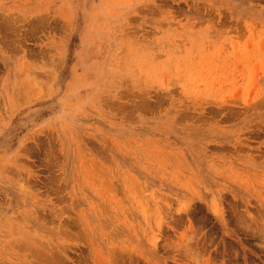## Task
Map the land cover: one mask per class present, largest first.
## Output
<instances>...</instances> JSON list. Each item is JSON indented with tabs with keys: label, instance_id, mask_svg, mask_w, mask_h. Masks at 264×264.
Wrapping results in <instances>:
<instances>
[{
	"label": "rangeland",
	"instance_id": "obj_1",
	"mask_svg": "<svg viewBox=\"0 0 264 264\" xmlns=\"http://www.w3.org/2000/svg\"><path fill=\"white\" fill-rule=\"evenodd\" d=\"M0 264H264V0H0Z\"/></svg>",
	"mask_w": 264,
	"mask_h": 264
},
{
	"label": "bare ground",
	"instance_id": "obj_2",
	"mask_svg": "<svg viewBox=\"0 0 264 264\" xmlns=\"http://www.w3.org/2000/svg\"><path fill=\"white\" fill-rule=\"evenodd\" d=\"M15 21H16V19H15ZM17 21H18V20H17ZM8 22H9V20H8ZM8 22H7V20H6V22H5L4 24H6L7 26H10V28H8V29H12L11 26H14L15 24L13 25V24L11 23V25H10V22H9V23H8ZM18 22H19V21H18ZM7 23H8L9 25H8ZM13 23H14V22H13ZM2 24H3V22H2ZM16 24H17V23H16ZM15 27H16V26H15ZM20 32H21V31H20ZM22 32H23V31H22Z\"/></svg>",
	"mask_w": 264,
	"mask_h": 264
}]
</instances>
